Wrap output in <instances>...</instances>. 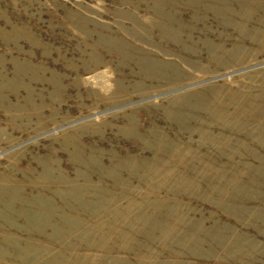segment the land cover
<instances>
[{"label":"rangeland","instance_id":"obj_1","mask_svg":"<svg viewBox=\"0 0 264 264\" xmlns=\"http://www.w3.org/2000/svg\"><path fill=\"white\" fill-rule=\"evenodd\" d=\"M256 1L0 0V264H264Z\"/></svg>","mask_w":264,"mask_h":264},{"label":"bare ground","instance_id":"obj_2","mask_svg":"<svg viewBox=\"0 0 264 264\" xmlns=\"http://www.w3.org/2000/svg\"><path fill=\"white\" fill-rule=\"evenodd\" d=\"M255 1H256V0H255ZM256 2H257V1H256ZM218 64H219V63H218ZM149 72H150V70H149ZM58 77H59V76H58ZM77 77H79V76H77ZM57 79H58V78H57ZM168 83H169V82H168ZM168 83H167V84H168ZM160 136H161V135H160ZM153 147H154V146H153ZM155 175H156V174H155ZM146 178H147V177H146Z\"/></svg>","mask_w":264,"mask_h":264}]
</instances>
